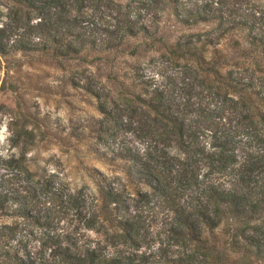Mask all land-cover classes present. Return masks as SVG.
Masks as SVG:
<instances>
[{
  "label": "trees",
  "instance_id": "obj_1",
  "mask_svg": "<svg viewBox=\"0 0 264 264\" xmlns=\"http://www.w3.org/2000/svg\"><path fill=\"white\" fill-rule=\"evenodd\" d=\"M5 1L0 55L63 68L115 170L70 187L10 126L0 264H264V0Z\"/></svg>",
  "mask_w": 264,
  "mask_h": 264
},
{
  "label": "rangeland",
  "instance_id": "obj_2",
  "mask_svg": "<svg viewBox=\"0 0 264 264\" xmlns=\"http://www.w3.org/2000/svg\"><path fill=\"white\" fill-rule=\"evenodd\" d=\"M5 5L6 1L0 0V19ZM166 23L172 25L171 21ZM65 72L45 56L21 52L0 55V145L7 152L10 126L38 125L28 153L33 166L48 159L49 166L59 170L70 187H92L89 171L110 175L115 169L89 151L90 146L107 148L90 128L84 129L93 125L99 114L91 97L65 84ZM137 210L146 218L148 230L161 232L162 215H156L157 208L143 205Z\"/></svg>",
  "mask_w": 264,
  "mask_h": 264
}]
</instances>
